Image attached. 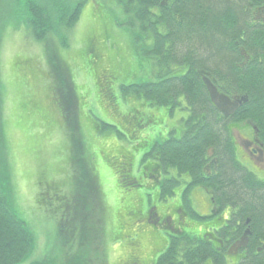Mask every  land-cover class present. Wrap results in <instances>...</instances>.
I'll return each instance as SVG.
<instances>
[{
  "label": "trees",
  "instance_id": "trees-1",
  "mask_svg": "<svg viewBox=\"0 0 264 264\" xmlns=\"http://www.w3.org/2000/svg\"><path fill=\"white\" fill-rule=\"evenodd\" d=\"M8 1L10 6L5 10L4 21L15 25V9L19 7L23 12L18 21L22 24L20 27L42 45H48L46 40L51 38L52 57H48V51L47 62L63 68L62 78L57 79L61 92L56 90L58 98H53V102L62 112L67 107L69 112H64V116L78 133L79 154L76 156L72 151L70 166L77 162L86 165L81 173L73 171L78 174V180L74 178L77 188L71 200L80 197L82 201L87 193L91 198L82 202L86 203L84 207H95V198L101 205L94 158L88 150L90 147L85 145L84 137L89 133H84L78 115L72 112L78 97L69 79L71 76H67V66L54 51L57 45L68 47L83 1ZM113 1L127 23L137 28L135 43H132L137 65L151 60L152 69L150 80L122 88L135 94L146 107L165 110L148 115V122L155 126H163L164 120L174 118L176 111L184 113L178 124L171 123L172 130L165 140L157 135L148 145L146 139L138 137L142 142L134 147V153L148 145L139 167L150 158L142 179L154 181L160 199L170 197L175 186L181 184L187 194L197 189L207 191L218 211L230 209L228 220L213 236L206 234L202 239H195L173 235L156 264H264V175L238 162L233 138V131L248 123L255 128L256 137L264 146V7L257 0ZM96 48L95 40L89 39L85 56L90 54L92 59L87 63L91 65L100 56ZM48 49L51 48L48 46ZM106 76L105 71L103 94L109 103L113 97ZM209 84L231 101L244 99L231 118L221 115L212 102ZM132 103L136 104L134 100ZM128 125L133 132L128 144L133 145L138 140L137 128L142 125L139 122ZM103 127L113 128L105 124ZM133 151L131 155H135ZM131 155H121L118 159L122 164H114L117 177L119 173L122 176L117 184L124 191L139 187L135 179L127 176L135 161ZM102 160L109 162L106 156ZM7 182L0 176V264H19L31 252L32 237L10 207ZM43 184L51 185L42 177L38 182L40 191ZM48 185L43 188L61 191L59 186ZM133 212L134 219L138 220L141 214ZM243 240L245 246H234Z\"/></svg>",
  "mask_w": 264,
  "mask_h": 264
},
{
  "label": "rangeland",
  "instance_id": "rangeland-1",
  "mask_svg": "<svg viewBox=\"0 0 264 264\" xmlns=\"http://www.w3.org/2000/svg\"><path fill=\"white\" fill-rule=\"evenodd\" d=\"M81 1L80 17L72 28L68 47L55 43L60 50L54 51L67 66V76H71L78 97L72 112L78 115L84 133H89L84 137L85 145L94 158L102 198L101 205L95 198V207H84L86 203H82L91 194H84L82 201L80 197L71 200L77 188L74 178L78 180L73 171L81 173L86 165L69 164L71 155L79 154L78 133L64 116V112H69L67 107L62 112L53 102V98H58L57 79L62 78L63 68L47 62L45 54L50 51L48 57L52 55V40L48 38V45H42L26 33L18 23L23 14L19 7L15 9V25L4 21L10 4L0 0V176L8 180L12 211L32 237L31 252L19 264H155L159 252L168 244L169 230L154 221L142 222V217L135 220V208L141 207L144 212L154 207L160 212L168 210L172 220L181 216L187 228L179 231L195 239L217 229L221 225L219 219L228 216V210L223 209L216 216L205 213L210 205L203 199L204 192L197 189L187 194L181 184L175 186L170 197L160 199L159 188L142 179L150 158L140 167L139 162L148 145L157 135L165 140L172 130L171 121L164 120L163 126L148 122V115L161 114L164 109L146 107L135 94L123 89L152 78L151 60L137 65L132 46L137 28L127 23L113 0ZM89 39L95 40L100 54L94 65L87 63L92 59L90 54L85 56ZM48 46L51 49L47 50ZM105 71L113 97L109 103L103 94ZM130 122L142 125L135 137L141 135L148 141L138 153L133 150L141 145L140 138L133 145L128 144L133 133ZM103 124L113 128H104ZM242 136L253 137L242 125L233 131L236 146L241 144ZM132 151L135 155L130 154ZM121 155L134 157L127 176L137 181L136 189L129 187L124 191L117 184L114 167L122 164L118 159ZM104 156L108 163L102 160ZM238 157L244 161L241 154ZM42 177L61 191L43 188L48 184H43L40 191L38 182ZM51 185L48 186L53 188Z\"/></svg>",
  "mask_w": 264,
  "mask_h": 264
},
{
  "label": "flooded vegetation",
  "instance_id": "flooded-vegetation-1",
  "mask_svg": "<svg viewBox=\"0 0 264 264\" xmlns=\"http://www.w3.org/2000/svg\"><path fill=\"white\" fill-rule=\"evenodd\" d=\"M260 6L264 7V0H257ZM235 103H232V106H226V108H231V111L226 112L220 111L221 115L231 118L232 116H229L233 110V113L238 109L234 105ZM184 114V113H183ZM224 117V118H225ZM230 126V122L228 123ZM241 144L237 145L236 147L239 149V155L241 154L244 157V162H248L252 164L255 168L259 169L260 171L264 172V149L261 148L258 144L257 138L254 137L252 139L249 138H242ZM119 165V164H118ZM121 174H118V181H120ZM208 193V192H207ZM211 198V196H210ZM213 202V200H212ZM137 205V204H136ZM159 209L157 207L147 209L146 212L143 211V209L140 207H137L134 209V211L141 214L142 222H147L148 224H153L154 222H157L158 225H160V228L168 229L169 231L176 232L178 231V228H181V226L186 227V221L182 220L181 216H177V220H172L171 216L169 215L168 210H164L163 212L158 211ZM215 209H205V213L210 215L214 214ZM217 211V210H216ZM215 211V212H216ZM134 213V212H133ZM181 213V212H180ZM206 215V214H205ZM187 228V227H186ZM168 232V231H167ZM215 230H213V233ZM168 236H172L171 234L167 233ZM213 236V235H212Z\"/></svg>",
  "mask_w": 264,
  "mask_h": 264
},
{
  "label": "water",
  "instance_id": "water-1",
  "mask_svg": "<svg viewBox=\"0 0 264 264\" xmlns=\"http://www.w3.org/2000/svg\"><path fill=\"white\" fill-rule=\"evenodd\" d=\"M209 91H210V93H211L213 96H217V93H216L215 89H214L213 87H211L210 85H209ZM222 101H223L224 103H227V104H228V102H227L225 99H223V98H222Z\"/></svg>",
  "mask_w": 264,
  "mask_h": 264
}]
</instances>
